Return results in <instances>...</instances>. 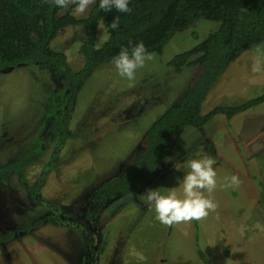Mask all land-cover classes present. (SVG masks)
<instances>
[{"label":"rangeland","instance_id":"obj_1","mask_svg":"<svg viewBox=\"0 0 264 264\" xmlns=\"http://www.w3.org/2000/svg\"><path fill=\"white\" fill-rule=\"evenodd\" d=\"M88 12L73 14L83 18ZM101 22L97 47L105 41ZM218 26V21L195 20L175 33L161 54L152 52L154 60L138 68L132 80L121 77L113 62L98 66L79 91L70 123L73 137L59 150L45 111L49 95L58 96L59 77L37 64L0 72V165L35 140L44 147L22 175L11 173L6 185L0 181V234L10 235L0 240V264H205L198 247L209 264H264V103L229 119L216 113L202 127L185 126L138 191L104 202L94 194L134 162L145 130L185 91L195 66L175 72L168 61ZM84 34L82 25L67 26L51 42L73 70L84 62L78 51ZM255 45L220 74L202 113L264 92V70L251 71ZM203 155L215 160L217 187L211 198L217 210L201 221L161 224L142 195L147 189L164 194L175 189L180 195L187 161ZM231 175L240 178L239 187H225Z\"/></svg>","mask_w":264,"mask_h":264},{"label":"trees","instance_id":"obj_2","mask_svg":"<svg viewBox=\"0 0 264 264\" xmlns=\"http://www.w3.org/2000/svg\"><path fill=\"white\" fill-rule=\"evenodd\" d=\"M128 6L131 12L115 8L105 11L96 0L87 16L78 18L73 14L74 5L60 14L61 8L49 0H0V72L19 64H37L49 67L59 77L58 96L49 95L45 110L51 119L48 129L58 144L56 150L73 137L70 123L81 87L98 66L112 62L122 47H130L129 41L143 42L148 52L161 54L172 36L195 20L219 22L216 31L168 61L175 72L190 65L195 70L183 94L143 133L134 162L95 188L94 194L102 202L138 191L162 165L172 136L185 126L202 127L216 113L229 119L264 103L263 92L236 105H219L201 112V105L220 74L246 49L264 41V0H129ZM115 17L119 18V27L109 29L110 37L97 47L99 23L103 21L108 26ZM75 25H82L85 32L78 44L84 59L78 70L71 68L65 53L51 46L58 30ZM43 151L42 141L29 144L14 159L0 165V181L6 185L11 173L22 175L23 169ZM9 236L0 234V240ZM197 253L209 264L199 247Z\"/></svg>","mask_w":264,"mask_h":264},{"label":"clouds","instance_id":"obj_3","mask_svg":"<svg viewBox=\"0 0 264 264\" xmlns=\"http://www.w3.org/2000/svg\"><path fill=\"white\" fill-rule=\"evenodd\" d=\"M49 2L61 9H67L74 5V14L83 16L96 3V0H49ZM129 0H99V8L111 11L115 8L119 12H131L128 6ZM104 40L110 37L109 29L115 30L119 27V18L107 26L101 22ZM130 47H122L119 54L112 58V62L118 74L129 80L135 78L138 68L145 66L146 61L154 60V54L147 51L143 42L133 44ZM254 62L251 65L253 73L264 70V44L254 46ZM215 160L207 155L187 161L188 171L180 179L181 194L175 189L166 194L156 189H147L142 195L147 203L154 207L156 219L165 226L179 223L201 221L206 219L210 212H215L217 203L211 198L217 187V173L213 165ZM227 179L225 187H239L241 180L237 175H231ZM207 193V196L205 195Z\"/></svg>","mask_w":264,"mask_h":264},{"label":"flooded vegetation","instance_id":"obj_4","mask_svg":"<svg viewBox=\"0 0 264 264\" xmlns=\"http://www.w3.org/2000/svg\"><path fill=\"white\" fill-rule=\"evenodd\" d=\"M97 200V199H96ZM100 200H98V202H99ZM82 226L84 227V225L82 224ZM85 228V227H84ZM85 231H86V229H85ZM84 238H86V239H88L89 238V234L86 232V236L84 237ZM92 239H94V238H92ZM1 241H3V240H1ZM91 246H93V241H92V244H91ZM94 248V247H93ZM90 255H88V257H89ZM87 257V258H88ZM83 264V263H82Z\"/></svg>","mask_w":264,"mask_h":264},{"label":"crops","instance_id":"obj_5","mask_svg":"<svg viewBox=\"0 0 264 264\" xmlns=\"http://www.w3.org/2000/svg\"><path fill=\"white\" fill-rule=\"evenodd\" d=\"M80 91V90H79ZM79 94V93H78ZM7 184V183H6Z\"/></svg>","mask_w":264,"mask_h":264}]
</instances>
